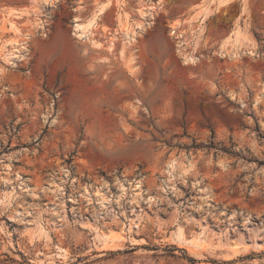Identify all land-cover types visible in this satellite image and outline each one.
<instances>
[{"label": "rangeland", "instance_id": "rangeland-1", "mask_svg": "<svg viewBox=\"0 0 264 264\" xmlns=\"http://www.w3.org/2000/svg\"><path fill=\"white\" fill-rule=\"evenodd\" d=\"M0 264H264V0H0Z\"/></svg>", "mask_w": 264, "mask_h": 264}, {"label": "bare ground", "instance_id": "bare-ground-1", "mask_svg": "<svg viewBox=\"0 0 264 264\" xmlns=\"http://www.w3.org/2000/svg\"><path fill=\"white\" fill-rule=\"evenodd\" d=\"M109 6V3H105L101 8H100V13L104 12L106 8ZM94 26L93 22L88 23V24H83V23H76L74 26V34L81 39L88 38V35L90 33V29ZM9 59L8 62H12V60L19 59L21 56H18L16 52H11L9 50L8 53ZM186 61L193 62L194 58L193 57H187L185 59ZM173 165V164H172Z\"/></svg>", "mask_w": 264, "mask_h": 264}, {"label": "trees", "instance_id": "trees-1", "mask_svg": "<svg viewBox=\"0 0 264 264\" xmlns=\"http://www.w3.org/2000/svg\"><path fill=\"white\" fill-rule=\"evenodd\" d=\"M190 261H192V262H196L194 259H190Z\"/></svg>", "mask_w": 264, "mask_h": 264}, {"label": "crops", "instance_id": "crops-1", "mask_svg": "<svg viewBox=\"0 0 264 264\" xmlns=\"http://www.w3.org/2000/svg\"><path fill=\"white\" fill-rule=\"evenodd\" d=\"M132 11H133V13H134L135 9H132Z\"/></svg>", "mask_w": 264, "mask_h": 264}, {"label": "water", "instance_id": "water-1", "mask_svg": "<svg viewBox=\"0 0 264 264\" xmlns=\"http://www.w3.org/2000/svg\"><path fill=\"white\" fill-rule=\"evenodd\" d=\"M57 255H58V253H57Z\"/></svg>", "mask_w": 264, "mask_h": 264}]
</instances>
